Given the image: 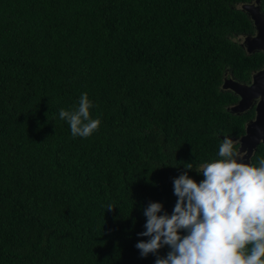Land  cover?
Returning <instances> with one entry per match:
<instances>
[{
  "label": "trees",
  "instance_id": "trees-1",
  "mask_svg": "<svg viewBox=\"0 0 264 264\" xmlns=\"http://www.w3.org/2000/svg\"><path fill=\"white\" fill-rule=\"evenodd\" d=\"M247 1L0 0V264H155L143 210L171 214L186 164L256 114L223 88L264 65ZM85 92L101 124L73 137L59 111Z\"/></svg>",
  "mask_w": 264,
  "mask_h": 264
},
{
  "label": "clouds",
  "instance_id": "clouds-1",
  "mask_svg": "<svg viewBox=\"0 0 264 264\" xmlns=\"http://www.w3.org/2000/svg\"><path fill=\"white\" fill-rule=\"evenodd\" d=\"M243 6L238 7L246 12ZM93 107L85 92L74 109L59 111L73 137L87 138L99 129ZM237 144L225 137L215 158L197 168L186 164L188 171L174 179L178 199L171 214L160 202L143 210L146 230L138 235L149 239L135 245L142 257L155 255V264H264V159L245 162L247 154ZM193 169L201 181L188 174ZM165 247L169 251L161 256Z\"/></svg>",
  "mask_w": 264,
  "mask_h": 264
},
{
  "label": "water",
  "instance_id": "water-1",
  "mask_svg": "<svg viewBox=\"0 0 264 264\" xmlns=\"http://www.w3.org/2000/svg\"><path fill=\"white\" fill-rule=\"evenodd\" d=\"M251 15L256 34L245 37L244 45L249 52L264 51V16L259 6L244 5ZM224 89H231L239 95V100L231 109L234 113H243L255 107L256 114L246 124L245 133L239 139V150L246 153L248 163L257 145L264 142V67L254 73L250 84L232 77L225 79ZM234 139V138H233Z\"/></svg>",
  "mask_w": 264,
  "mask_h": 264
},
{
  "label": "flooded vegetation",
  "instance_id": "flooded-vegetation-1",
  "mask_svg": "<svg viewBox=\"0 0 264 264\" xmlns=\"http://www.w3.org/2000/svg\"><path fill=\"white\" fill-rule=\"evenodd\" d=\"M248 4L249 5L250 4H254L255 6H259L260 7V11L263 14V9H262L263 4H262L261 0H250V1H247V2L242 3L241 5H248ZM246 13H247V11H246ZM263 16H264V14H263ZM255 34H256V30L254 28V31L252 33H248L246 36H248V35H255ZM244 38H245V36H244ZM246 50H247V47H246ZM263 67H264V65H263ZM253 75H252V77H253Z\"/></svg>",
  "mask_w": 264,
  "mask_h": 264
},
{
  "label": "rangeland",
  "instance_id": "rangeland-1",
  "mask_svg": "<svg viewBox=\"0 0 264 264\" xmlns=\"http://www.w3.org/2000/svg\"><path fill=\"white\" fill-rule=\"evenodd\" d=\"M243 40H244V38H240V42H241V43L243 42Z\"/></svg>",
  "mask_w": 264,
  "mask_h": 264
}]
</instances>
